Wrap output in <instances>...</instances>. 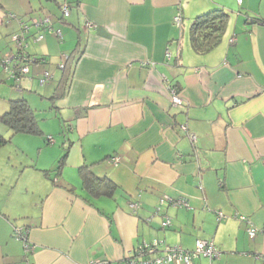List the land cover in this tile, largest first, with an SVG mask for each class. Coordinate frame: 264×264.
Returning a JSON list of instances; mask_svg holds the SVG:
<instances>
[{"label":"crops","instance_id":"1","mask_svg":"<svg viewBox=\"0 0 264 264\" xmlns=\"http://www.w3.org/2000/svg\"><path fill=\"white\" fill-rule=\"evenodd\" d=\"M214 8L228 13L222 36L196 50L191 21ZM23 23L39 60L18 89L4 88L0 114L23 97L42 133L0 146V264H127L153 238L187 249L211 239L214 264H264V0H0V58ZM2 69L0 85L13 82ZM0 134H10L4 123ZM84 165L114 186L86 185ZM163 196L189 206L155 213Z\"/></svg>","mask_w":264,"mask_h":264},{"label":"built area","instance_id":"2","mask_svg":"<svg viewBox=\"0 0 264 264\" xmlns=\"http://www.w3.org/2000/svg\"><path fill=\"white\" fill-rule=\"evenodd\" d=\"M61 11L64 15L68 14V5L66 3L61 4ZM180 20L181 14L178 10L173 16V21L176 25H178ZM47 21L48 17L43 18V20H37V18H33L32 23L38 25L41 22L45 23ZM28 26V23H23L21 27L22 30L11 35L12 40L16 42L17 48L14 52H12V54H3L0 58V64L2 65L3 69L8 72V76L12 78L16 87L19 86V80L21 76L28 72V64L35 61V57L29 56V54L26 52L25 44L21 41L22 37H24V33L27 32ZM55 32L57 34L60 33L58 29L55 30ZM41 36L42 34L39 33L36 35V38H41ZM165 53L169 55L168 49L165 50ZM145 63L146 62H143L142 64ZM63 65V62L58 63L59 67H62ZM49 77L50 74L48 70H44L38 79L40 83H43ZM170 99L171 103L176 106L183 102L176 87L174 86H170ZM180 128L186 132L191 142L195 140V135L188 131L186 124L182 123ZM47 140L52 141V137L48 136ZM109 160L111 162H117L118 156H111ZM164 202H170L179 207L189 206L188 201L183 197L171 198L163 196L159 198L158 205L155 207V213L160 210V206ZM129 205L133 209L138 206L136 201H130ZM222 217H224L223 212L217 210L216 218L219 220ZM238 217L245 220L247 219L246 216L242 214H239ZM160 224L163 227L168 226L170 224L169 218L167 216L163 217ZM256 232L257 228L250 224L247 228L248 236L253 238ZM160 244H162V241L157 238H153L149 241L142 240L135 250V255L137 257L128 256L126 259L127 264H193V260L197 257L205 258L206 261L202 264H214V259L219 255V250L211 239H196L194 247L191 249L184 248L178 244H162L160 249ZM25 247L26 249H29L32 246L26 243ZM255 256L260 257V254H255Z\"/></svg>","mask_w":264,"mask_h":264},{"label":"trees","instance_id":"3","mask_svg":"<svg viewBox=\"0 0 264 264\" xmlns=\"http://www.w3.org/2000/svg\"><path fill=\"white\" fill-rule=\"evenodd\" d=\"M65 16L62 13V17ZM227 17L228 13L222 8L209 9L197 14L190 24V41L192 46L196 50L202 51L219 42L226 25ZM35 60H39V57H35ZM0 120L10 130V134L7 137L0 134V146L9 141L15 133H42L34 110L23 97L10 99L6 111L0 114ZM86 171V166H82L81 175L84 177V183L90 185L94 190L95 186L102 183L101 181H105L104 185L114 186L108 177L96 178L98 182H95L88 176V171Z\"/></svg>","mask_w":264,"mask_h":264},{"label":"rangeland","instance_id":"4","mask_svg":"<svg viewBox=\"0 0 264 264\" xmlns=\"http://www.w3.org/2000/svg\"><path fill=\"white\" fill-rule=\"evenodd\" d=\"M1 66V65H0ZM31 66H33V64L31 63L30 64V67ZM4 72H5V70L4 69H2ZM57 70V69H56ZM6 73V72H5ZM7 77V74H5V78ZM38 79V78H37ZM48 80V79H47ZM37 81H39V79L37 80ZM37 81L35 80V84H38L37 83ZM48 82H50V81H48ZM4 88H12V89H18V86L16 87L15 85H14V83L13 82H11V81H7V82H5V83H2L1 85H0V95H2V94H4V93H6V89H4ZM32 98V97H31ZM4 104L6 105L7 103L6 102H2V101H0V108H2L3 106H4ZM39 107H41V106H39ZM44 107V106H43ZM42 107V108H43ZM44 109V108H43ZM43 112V110H38V111H36V115L38 116V118H39V120H40V124L42 123V119L40 118L41 117V112ZM46 112V113H45ZM44 112V114L46 115V117L47 116H51L52 115V112H48V111H45ZM51 119H48V121H47V123L48 124H50L51 122H52V116L50 117ZM46 120V119H45ZM45 120H43V122H45ZM0 124H2V123H0ZM2 126H4V125H2ZM9 136V135H8ZM34 137H39V135L38 134H36V135H33ZM28 138H31V136L29 135V134H27V133H15L14 135H12V138H10V139H12L14 142H17V143H20V144H22L23 142H27L26 140H28ZM12 148H14L15 149V147H13V146H11ZM3 149H5V150H8V151H12V152H14L11 148H9V147H5V148H3ZM10 151V152H11ZM36 151V150H35ZM11 152V153H12ZM12 157H13V154H12Z\"/></svg>","mask_w":264,"mask_h":264}]
</instances>
